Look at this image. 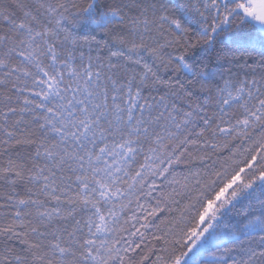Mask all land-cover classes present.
<instances>
[{
	"label": "snow or ice",
	"instance_id": "6c2138e0",
	"mask_svg": "<svg viewBox=\"0 0 264 264\" xmlns=\"http://www.w3.org/2000/svg\"><path fill=\"white\" fill-rule=\"evenodd\" d=\"M0 264H264V0H0Z\"/></svg>",
	"mask_w": 264,
	"mask_h": 264
}]
</instances>
